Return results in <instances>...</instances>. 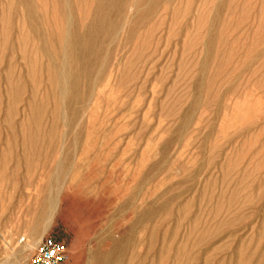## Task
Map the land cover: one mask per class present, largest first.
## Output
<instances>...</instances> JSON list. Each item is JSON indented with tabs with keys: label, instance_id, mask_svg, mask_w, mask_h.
<instances>
[{
	"label": "rangeland",
	"instance_id": "rangeland-1",
	"mask_svg": "<svg viewBox=\"0 0 264 264\" xmlns=\"http://www.w3.org/2000/svg\"><path fill=\"white\" fill-rule=\"evenodd\" d=\"M47 236L264 264V0H0V264Z\"/></svg>",
	"mask_w": 264,
	"mask_h": 264
},
{
	"label": "built area",
	"instance_id": "built-area-1",
	"mask_svg": "<svg viewBox=\"0 0 264 264\" xmlns=\"http://www.w3.org/2000/svg\"><path fill=\"white\" fill-rule=\"evenodd\" d=\"M68 260L66 245L51 236L43 238L25 264H65Z\"/></svg>",
	"mask_w": 264,
	"mask_h": 264
},
{
	"label": "bare ground",
	"instance_id": "bare-ground-1",
	"mask_svg": "<svg viewBox=\"0 0 264 264\" xmlns=\"http://www.w3.org/2000/svg\"><path fill=\"white\" fill-rule=\"evenodd\" d=\"M36 238L37 237H28V239L26 240L27 242L21 247L23 250H32L33 248H35L36 245ZM40 240V239H39Z\"/></svg>",
	"mask_w": 264,
	"mask_h": 264
}]
</instances>
